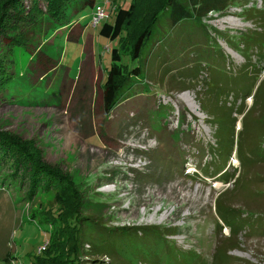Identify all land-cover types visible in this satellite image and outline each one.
<instances>
[{
	"label": "rangeland",
	"instance_id": "1",
	"mask_svg": "<svg viewBox=\"0 0 264 264\" xmlns=\"http://www.w3.org/2000/svg\"><path fill=\"white\" fill-rule=\"evenodd\" d=\"M102 1L69 11L68 23L88 25L79 41L65 27L45 36L51 71L0 39V59L16 72L11 93L0 96V132L60 173L58 184L30 198L21 180L0 176V264H36L47 244L56 264H67L76 217L87 236V218L105 229L173 234L167 245L197 264H264V0H226L225 10L175 28L163 17L143 77L131 80L109 120L100 86L111 51L135 64L124 54L126 31L111 41L91 26ZM133 3L112 0L109 22L115 8ZM89 33L97 35L92 55ZM83 252L91 254L88 245Z\"/></svg>",
	"mask_w": 264,
	"mask_h": 264
},
{
	"label": "trees",
	"instance_id": "2",
	"mask_svg": "<svg viewBox=\"0 0 264 264\" xmlns=\"http://www.w3.org/2000/svg\"><path fill=\"white\" fill-rule=\"evenodd\" d=\"M225 3L226 0H188V2L134 0L128 10L115 8L113 23H104L99 29V35L115 41L119 40L126 31L128 39L127 41L122 39L124 54L135 66L131 68L130 65L121 63L122 53L118 48L111 51L113 62L108 69L105 84L100 86L104 118L109 120L112 117L116 108L125 98L131 80L143 77V63L154 45H157L158 40L156 44L154 42L157 35H160L159 25L163 17L168 18L173 28L188 21L201 23L211 13L225 10ZM96 4V0H6L0 15V39L7 41V45L12 49H23L34 56L32 62L37 61V69L51 71L54 69V62L44 53L45 36L51 31L65 27L68 39L76 41L85 26L79 21L68 23L69 11L80 13L87 7H94ZM206 56L210 59L212 54L209 53ZM216 56H219L218 59L222 63L221 53ZM5 58L7 57L0 59V96L3 97L9 96L11 93L16 76L14 69L9 70L10 65L8 66V63L5 62ZM9 63L12 61L10 60ZM50 66L52 69L48 70ZM212 70H215L213 66ZM219 74L213 71L210 80L216 83V80L220 78ZM236 78V75H232V79H230L233 81L231 82L236 83ZM262 83L263 81L259 83V88ZM163 126L166 129L165 124ZM229 150L230 148L227 151L228 156L232 154V148ZM241 161H244L243 156H241ZM9 171L12 173L7 174ZM0 173V176H5L1 179L4 184L9 178H12L13 182L18 179L21 180L22 185H27V192H29L27 198L34 196L39 188H49L53 184H58L60 179L58 171L36 162L18 141L9 138L2 132H0ZM87 220L92 222V227H94L91 236H87L82 231L84 223L80 217H76V220L72 222L77 230L76 249L68 258L67 264H197L190 254L177 251L179 249H176L174 245H167L169 241L166 239L174 236L173 234L161 237L162 233L157 229L146 231L145 234H141L139 229H105L99 225L98 221L95 223V220L91 218H87ZM141 239L145 242H142ZM87 245L91 254L83 252ZM174 248L175 250L172 251ZM43 254L44 256L40 257L36 264L58 263V256H54L51 251L47 252L46 250ZM162 255L165 256L166 262ZM98 257L108 258L109 263Z\"/></svg>",
	"mask_w": 264,
	"mask_h": 264
},
{
	"label": "built area",
	"instance_id": "3",
	"mask_svg": "<svg viewBox=\"0 0 264 264\" xmlns=\"http://www.w3.org/2000/svg\"><path fill=\"white\" fill-rule=\"evenodd\" d=\"M112 0H103L102 4L103 6L99 5L95 11V14L93 16V20L91 23V26L93 28H97L99 25H103L104 23L109 21V17L106 16L105 8L107 5L111 3ZM103 23V24H102ZM48 248V244L41 248L39 250V254H43ZM11 264H17L16 261L14 260Z\"/></svg>",
	"mask_w": 264,
	"mask_h": 264
},
{
	"label": "crops",
	"instance_id": "4",
	"mask_svg": "<svg viewBox=\"0 0 264 264\" xmlns=\"http://www.w3.org/2000/svg\"><path fill=\"white\" fill-rule=\"evenodd\" d=\"M89 26H90V24H89ZM101 26L102 25H99L97 28H94V30L96 31V33H97V31H99V29H100ZM87 27H88V25H86V27L82 30L80 36L78 37V39L76 41H79L81 39V37L85 34V31H86V28ZM96 37H97V35H96ZM96 37H94L93 35H91V33H89V34L86 35V46H87L86 49H87V51L89 52L90 55H92V47H93V43H94Z\"/></svg>",
	"mask_w": 264,
	"mask_h": 264
}]
</instances>
